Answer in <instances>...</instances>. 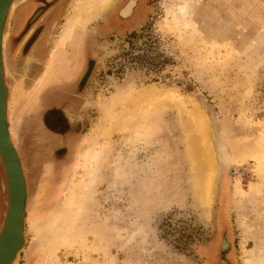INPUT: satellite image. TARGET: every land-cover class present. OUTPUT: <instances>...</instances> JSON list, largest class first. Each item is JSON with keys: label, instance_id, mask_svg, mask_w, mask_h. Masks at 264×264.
Masks as SVG:
<instances>
[{"label": "rangeland", "instance_id": "374dc122", "mask_svg": "<svg viewBox=\"0 0 264 264\" xmlns=\"http://www.w3.org/2000/svg\"><path fill=\"white\" fill-rule=\"evenodd\" d=\"M25 1L34 9L35 0ZM71 1L56 13L41 0L19 23L14 7L7 24V123L27 192L26 242L16 264H243L250 258L241 252L243 243L264 246V41L251 60L245 56L263 34L264 0H192L195 32L187 36L173 22L177 0H134L135 13L128 3L127 17L111 13L126 0H113L81 27L73 62L48 74L50 50ZM116 14L127 19L120 29L97 32ZM33 25L38 29L31 34ZM213 62L224 66L202 70ZM76 64L79 72L71 78ZM171 91L204 115L218 154L209 211L192 186L185 114L191 105L160 106V125L145 141L124 142L113 133L105 142L100 136L135 100ZM94 143L115 146L101 169L94 208L106 247L87 223L77 229L79 241L61 225L77 183L86 178ZM115 169L120 178L110 185ZM4 182L0 165V223ZM37 226L47 227L51 249L33 239Z\"/></svg>", "mask_w": 264, "mask_h": 264}, {"label": "bare ground", "instance_id": "6f19581e", "mask_svg": "<svg viewBox=\"0 0 264 264\" xmlns=\"http://www.w3.org/2000/svg\"><path fill=\"white\" fill-rule=\"evenodd\" d=\"M112 1L113 0H72L65 14L64 20L61 24L59 34L57 35L54 44L52 46V49L50 50L51 51L49 58L50 67L48 68V71H46V73L48 74L57 73L58 71H61L60 69L61 64L63 66L70 64L73 57L77 55L75 53L76 51L75 50L72 51L71 48L78 43L79 40L78 35L81 27H85L91 21L101 16L102 12L111 8V6L113 5V3L111 5ZM177 1L178 3L172 6V13L174 20L173 22L175 23V26L179 30L178 33H182V34L184 33L185 36H187L188 34L191 35V33L195 32L194 30L195 28L190 22V16L193 10L192 0H177ZM18 2L19 1L16 0H0V12L3 9V6L5 5L0 23V48H1L0 52L2 59L3 74L8 73L7 72L8 69L6 68L5 60H4V50H5V42H6L5 40L7 36V24L9 23V20L12 19L11 10L14 7H16V4H18ZM128 7L125 8V10H123L122 13H127V11L129 10ZM262 41H264V31L263 34L257 40L258 43H256L255 41L256 43V44L254 43L255 46H251V47L249 46L250 52L248 54H245L246 60H251V58L256 54L255 52ZM202 44L203 46L207 47L204 42H202ZM61 49H63L64 50L63 52L65 53H63ZM230 53L233 57H235L238 60L239 54L235 50L230 51ZM33 56L34 54L30 56L28 60H30ZM213 66L223 67L224 65L223 63H217V62H213L209 64L207 63L205 64V66H203L202 70L203 71H209L211 69L215 70ZM240 86L243 85H241L240 83ZM6 89H7L6 101L4 102V104L1 101L3 107V113L5 114L4 116L7 124V132H8L9 140L12 147L15 150L17 159L19 161L20 170L23 178L24 193H25L24 205H23V219L21 221L22 228L19 232L21 243L17 248V250L14 253L10 254L5 261L6 263L13 264L17 262L18 259L17 257H19L26 242L25 208L27 201V192H26V183H25L26 180H25L21 160L17 152V148L15 147V144L13 143L12 138L8 131L7 86ZM174 102L180 103L181 105L184 106V108L186 106L188 107V105H191V107H189V109L185 114L188 118V125H189L188 127L192 134L191 146H189L187 151V154L189 155L190 165L192 168V186L195 190L196 196H199V199L198 198L197 199L199 200V202L201 201L202 204L204 205V208L208 210L209 207H211L213 201L212 198L214 194L216 179L218 177V172H219L218 154L215 150V145L213 139L210 136L209 126L206 122L204 115L191 102L186 101L182 96L180 97L179 95L174 93V91L168 93L153 92L149 95H145V96L143 95L142 98L135 100L131 108L126 110L116 121H114L111 127L109 128L107 127L105 129L103 127L102 130L100 131V136L103 137L102 140H104L105 142L109 140V137H111L113 133L119 134L120 137L122 138V141L124 142L127 141V139L133 141H142V140L145 141V139L150 138L152 134H154V132L158 129L157 128L159 127L158 124L160 125L158 121V110L160 106ZM97 147L98 144L94 143V145L90 149V152H88L89 155L86 160V163L88 165L86 171V178L80 181L79 183H77L76 185L77 194L75 193L73 201L71 200L72 202L70 208L67 211L65 217L63 218L61 225L65 233L67 232L68 234L73 236L74 240L79 241L76 235L77 229L82 223H87V225L88 224L90 225L89 231L93 233L94 237L98 240L100 245L106 247L108 246V236L103 234V231L98 228V224H96L95 222L96 218H95L94 208L96 207L97 187L104 181L101 173V169L108 165L109 159L111 157L110 151L113 150L115 146L108 147L109 150H107L106 147L103 148L101 147L97 148ZM0 165L2 167L4 181H5L4 182L5 193L7 192L8 194L6 175H5V170L1 155H0ZM110 176L112 178V180H110L109 182L110 185L113 184L118 178H120V174L116 169L113 172H111ZM236 192L237 195L240 194L239 190H237ZM5 205H6V201H5ZM4 214L5 211L3 213V218H4ZM242 221L243 220H241L240 224H244L242 223ZM31 235L33 239L41 240L45 247L51 249L52 242L49 233L47 232L46 226L45 228L42 229H40L38 226L35 227ZM4 252L5 249L3 250V254ZM241 252L247 257H250L245 259L243 264H264L263 245L262 246L253 245L251 248H249L246 242L242 244Z\"/></svg>", "mask_w": 264, "mask_h": 264}, {"label": "water", "instance_id": "95a60500", "mask_svg": "<svg viewBox=\"0 0 264 264\" xmlns=\"http://www.w3.org/2000/svg\"><path fill=\"white\" fill-rule=\"evenodd\" d=\"M4 7L0 12V23ZM1 49V48H0ZM7 89L4 83L3 67L0 52V155L2 157L8 194L6 192V208L3 221L0 225V264L6 263L7 257L14 253L21 243L19 232L22 228L23 205H24V185L14 148L12 147L3 113L2 102L6 101ZM2 101V102H1ZM5 252L3 254V250ZM17 263V262H16ZM13 263V264H16Z\"/></svg>", "mask_w": 264, "mask_h": 264}, {"label": "flooded vegetation", "instance_id": "af4514ba", "mask_svg": "<svg viewBox=\"0 0 264 264\" xmlns=\"http://www.w3.org/2000/svg\"><path fill=\"white\" fill-rule=\"evenodd\" d=\"M39 1H41V0H35V1H33V2H35L36 3V5H35V7H34V10L32 11L33 13H35L36 12V10H38V3H39ZM59 0H48V2H47V4L49 3V4H51L49 7H48V11H50V9L53 7V5H55L57 2H58ZM138 1V0H137ZM41 3V2H40ZM39 3V4H40ZM129 3V4H128ZM137 3V2H136ZM46 4V3H45ZM127 4L131 7V10H130V13H135V7H134V5H135V1L134 0H126L125 1V3H124V5H122L118 10L117 9H115V11L114 12H111V13H122V10L123 9H125L126 7H127ZM28 6H30V5H28ZM126 6V7H125ZM33 9V8H32ZM46 10V11H47ZM22 11L24 12L25 10H24V8L22 9ZM48 11H47V13H48ZM16 13H18V14H15V17L13 18V20H16V23H19V21H22L23 20V18H24V15H29L30 13H20V11H17ZM56 13H62V10L60 9V7L58 8V10L56 11ZM129 13V12H128ZM128 13L126 14V13H123V14H126L125 15V17H127V15H128ZM126 21H127V19H125V20H122L121 18H119V16H117V14L114 16V17H112L111 16V18H109L108 20H107V22L104 24V25H102V26H100L98 29H96L97 30V32L98 31H103V32H106V31H108V30H112V31H114V30H117V29H120L121 28V26H123V22H125L126 23Z\"/></svg>", "mask_w": 264, "mask_h": 264}, {"label": "crops", "instance_id": "0c3cea01", "mask_svg": "<svg viewBox=\"0 0 264 264\" xmlns=\"http://www.w3.org/2000/svg\"><path fill=\"white\" fill-rule=\"evenodd\" d=\"M70 0H59L55 5H53V7L51 8V10H54V9H56L57 10V8H59L60 6H62V7H64V4L66 5V3L67 2H69ZM72 2V1H71ZM70 2V3H71ZM24 3H26V1L25 0H20V2L17 4V8H16V12L17 11H20V13H30L31 11H32V8H33V6H28L27 4H24ZM19 5V6H18ZM70 5V4H69ZM68 7L69 6H67V9H66V12H67V10H68ZM24 8V12L22 11V9ZM34 10V9H33ZM47 14V13H46ZM45 14V23H46V25H45V27H44V29H46V28H48V23H49V20L51 19V17L55 14V13H50V15H46ZM24 16H26V15H24ZM64 17H65V15H64ZM64 20V19H63ZM40 22V21H39ZM40 24V23H39ZM31 28H34V30H33V32L31 33V34H33L37 29H38V26L37 25H33ZM31 36V35H30ZM62 50V52L64 51L63 49H61ZM63 53H65V52H63ZM76 54H78V52H75ZM33 54L34 55H36V50H34L33 51ZM62 57V56H61ZM74 58V57H73ZM73 60V59H72ZM72 60H71V62L70 63H72ZM50 61V60H49ZM79 64V63H78ZM78 64H76L75 65V68H74V70H73V72H72V75H71V78H73L74 76H76L78 73L75 71L76 70V68H77V66H78ZM80 65V64H79ZM49 67H50V65H48ZM49 67H46V71H48V68ZM65 67H66V65L65 66H63L62 64L60 65V69H61V71L62 70H64L65 69ZM80 68V67H79ZM79 68H77V70H78V72H79Z\"/></svg>", "mask_w": 264, "mask_h": 264}]
</instances>
